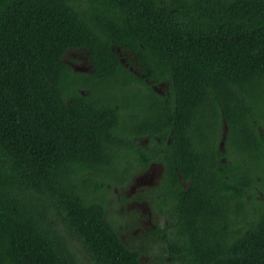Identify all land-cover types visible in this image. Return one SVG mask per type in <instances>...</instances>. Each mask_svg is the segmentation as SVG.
<instances>
[{
  "label": "trees",
  "instance_id": "16d2710c",
  "mask_svg": "<svg viewBox=\"0 0 264 264\" xmlns=\"http://www.w3.org/2000/svg\"><path fill=\"white\" fill-rule=\"evenodd\" d=\"M78 47L88 75L61 60ZM158 126L172 138L165 168L191 177L165 195L179 205L161 256L264 264V0H0V264H77L65 231L91 264H144L104 219L103 192L123 171L122 140ZM222 126L238 161L220 186L211 132ZM132 150L130 165L143 164Z\"/></svg>",
  "mask_w": 264,
  "mask_h": 264
},
{
  "label": "flooded vegetation",
  "instance_id": "af4514ba",
  "mask_svg": "<svg viewBox=\"0 0 264 264\" xmlns=\"http://www.w3.org/2000/svg\"><path fill=\"white\" fill-rule=\"evenodd\" d=\"M119 62L123 63V66L130 71L133 74H138L135 70H137L138 62L136 60V57L134 53L128 51L123 52V56L118 54ZM62 62H64L66 65H68L73 71L80 72L84 75H88L91 73V63L90 59L88 57V53L86 52V49L84 47H78V48H68L61 56ZM135 83V82H133ZM84 84L81 86H78L76 89L77 91L85 95L87 92V89L83 88ZM152 88L158 93V95L161 96H167V86L166 83H158L151 85ZM144 86L142 84L136 85V90L143 89ZM117 97L116 95L112 98ZM133 101V100H132ZM132 101L128 102L127 109H124L125 115L128 113L132 116L138 114V112L135 110V107L133 106ZM113 105H116L118 100H111L110 101ZM132 109V110H131ZM134 109V110H133ZM131 110V111H130ZM222 129L224 127H221V131L219 132L218 138L216 135V128H214L211 132V138H213V146H216V149L221 152V155L216 157L214 159V164L211 166L213 169V176L214 180L218 182V184L223 185L227 183L228 178L234 179L237 176V173L228 175L227 174V168L234 164H227L228 160H231L232 157H235L234 162L236 163L238 161V156L230 151L229 153V159L227 158L226 149L224 148L223 144V132ZM128 131V130H127ZM148 130H144L140 133V135L133 136L132 140H127L125 142V139L122 140L121 144L123 145V148L121 149L122 153L127 154V157H123L121 160V164L123 166V171L121 168L120 173L117 175L116 180L111 179L109 183L105 185V192H103V205H104V219H107L113 227L117 230L120 240L122 241L120 237V233L125 230L124 226L122 224H119L117 227L114 225L112 221H110L107 216L108 213L106 211V204L108 201V195L111 191V189H118L122 186L128 187L129 191L133 192V198L135 201L143 200L145 203H148L151 205L152 210L158 217V219H164L165 223L163 225L154 224L151 225L143 234V239L141 241V245L139 247L140 254L143 253V250L147 249V247L154 246V241L158 243V245L166 244L168 241V234H166V237L161 234V228L165 227V225L168 223V219L177 217V211L175 209L176 206L179 205V201L176 197V194L172 195V197L166 198V194L168 195V192H171L177 186L175 189L178 191L176 193H179V188H181L182 191L187 190L191 177L188 176V174H179L177 171H175V179H173L172 175L169 173V170L165 168L166 165V159L168 156L166 155V151L171 149V146H165L166 144H170L172 142L171 135L168 133L166 128L160 129V126L158 128L147 134ZM127 136H130V133L128 131ZM126 136V137H127ZM135 140V144L140 147V154L141 157H146V160L143 164L136 163L135 165H130V160L134 159L130 156V159L128 155H131L132 152V142ZM135 152V151H134ZM136 153V152H135ZM125 159H129L128 165H125ZM217 161L220 163H217ZM125 166L128 167V169L125 168ZM118 167H120L118 165ZM143 173L140 175L141 179L137 181L136 185L139 186L138 189H134L130 187L128 184L131 181V178L136 173ZM188 173V172H185ZM107 178V177H106ZM207 185H210L207 183ZM215 191L211 196L213 198L219 197V203L220 205L224 206L225 200H227V192L226 189L223 191H219V189H216V185H214ZM126 201V198L123 200V202ZM159 206V207H158ZM150 213V211H149ZM147 227V226H146ZM174 228V227H173ZM173 232V231H172ZM69 235H71L69 233ZM123 242V241H122ZM162 250V247L160 248V251ZM138 256V260H139ZM171 259V257H169ZM161 260V257H160ZM140 261V260H139ZM142 263V262H141ZM171 263V261H169ZM144 264H150L148 262Z\"/></svg>",
  "mask_w": 264,
  "mask_h": 264
},
{
  "label": "rangeland",
  "instance_id": "374dc122",
  "mask_svg": "<svg viewBox=\"0 0 264 264\" xmlns=\"http://www.w3.org/2000/svg\"><path fill=\"white\" fill-rule=\"evenodd\" d=\"M142 174L143 173L141 172L134 174L128 185L139 190V186H137L136 183L141 179L140 175ZM125 198L126 201L123 202ZM106 207L108 213L107 218L112 221L116 227L119 224H122L125 228V230L120 233L122 241L136 249H139L141 241L144 240L143 234L147 228L154 224L159 223V225H163L165 223L164 219H158L152 210L151 205L145 203L143 200L135 201L133 198V192L129 191L128 187L122 186L118 189H111ZM65 233L74 246L77 259L76 263L91 264L82 248L73 240L67 231H65ZM166 246V244H162V246L154 245L147 247V249L143 250V253L139 256L140 262H148L150 264H172L169 263L170 255L164 253L161 256L160 248Z\"/></svg>",
  "mask_w": 264,
  "mask_h": 264
},
{
  "label": "water",
  "instance_id": "95a60500",
  "mask_svg": "<svg viewBox=\"0 0 264 264\" xmlns=\"http://www.w3.org/2000/svg\"><path fill=\"white\" fill-rule=\"evenodd\" d=\"M224 131H225V129H224Z\"/></svg>",
  "mask_w": 264,
  "mask_h": 264
}]
</instances>
